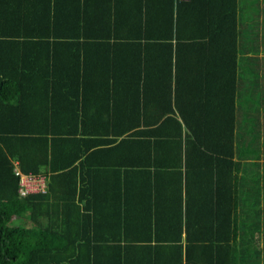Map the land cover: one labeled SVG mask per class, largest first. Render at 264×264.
Masks as SVG:
<instances>
[{"label": "trees", "instance_id": "1", "mask_svg": "<svg viewBox=\"0 0 264 264\" xmlns=\"http://www.w3.org/2000/svg\"><path fill=\"white\" fill-rule=\"evenodd\" d=\"M242 3L0 0V264H264V113L243 111L264 30ZM44 168L20 196L16 170Z\"/></svg>", "mask_w": 264, "mask_h": 264}, {"label": "crops", "instance_id": "2", "mask_svg": "<svg viewBox=\"0 0 264 264\" xmlns=\"http://www.w3.org/2000/svg\"><path fill=\"white\" fill-rule=\"evenodd\" d=\"M245 3H242V5H248V10H247V16L248 17H252L254 16V10H256V20L254 19V21L252 19L247 21V30L249 33V36L251 35V33H253V25L251 28V22H253V24H256V33H260L261 35L263 34V30H264V14L262 13V11L260 13H258L257 8L256 7H260L262 8L264 6V0H244ZM255 5V6H253ZM259 21H261V23H259ZM261 102H263V100H261ZM252 103V102H250ZM257 103V102H256ZM253 104V103H252ZM252 106L251 104H247ZM245 105V106H247ZM263 115L264 113V108H260L259 109ZM261 120H264V116H261ZM262 131H264V128L261 129ZM261 131V132H262ZM16 166H18V162L16 161ZM42 175H44L47 178V181L49 180V170L47 168L43 169V172L41 173ZM94 184L98 186V192H97V198H98V202L101 205V208L105 205V203L109 200L110 202H113L115 199H118L119 194L118 191L112 189L110 191H106L105 187L107 186V181L105 178L104 174H97L94 178ZM105 207V206H104ZM100 212H102V214H106L112 211V209H106V208H102L99 209ZM90 214H93V210L89 211Z\"/></svg>", "mask_w": 264, "mask_h": 264}, {"label": "built area", "instance_id": "3", "mask_svg": "<svg viewBox=\"0 0 264 264\" xmlns=\"http://www.w3.org/2000/svg\"><path fill=\"white\" fill-rule=\"evenodd\" d=\"M16 175L20 178L19 194L26 197L34 193L47 192V178L42 175L24 174L20 170H16Z\"/></svg>", "mask_w": 264, "mask_h": 264}, {"label": "rangeland", "instance_id": "4", "mask_svg": "<svg viewBox=\"0 0 264 264\" xmlns=\"http://www.w3.org/2000/svg\"><path fill=\"white\" fill-rule=\"evenodd\" d=\"M262 107L264 108V102H260L259 104L254 103V104H252V106H250V105L244 106L243 111H244V113L247 114V113H249L250 111L255 110L256 108L260 109V108H262ZM259 149H263V150H264V146L261 147V148H259Z\"/></svg>", "mask_w": 264, "mask_h": 264}]
</instances>
